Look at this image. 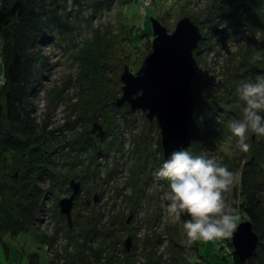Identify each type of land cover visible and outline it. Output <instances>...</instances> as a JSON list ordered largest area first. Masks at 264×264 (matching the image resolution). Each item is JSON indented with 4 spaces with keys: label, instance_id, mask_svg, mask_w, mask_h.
<instances>
[{
    "label": "rangeland",
    "instance_id": "rangeland-1",
    "mask_svg": "<svg viewBox=\"0 0 264 264\" xmlns=\"http://www.w3.org/2000/svg\"><path fill=\"white\" fill-rule=\"evenodd\" d=\"M57 1H45L52 23L41 47L44 75L31 100L34 127L5 150L6 125L0 126V264H177L182 252L189 261L202 254L209 260L204 264H231L217 241L186 246L182 222L188 217H168V182L154 175L164 162L156 119L116 100L124 67L135 75L146 66L151 20L172 32L188 17L202 36L191 79L200 113L189 126L198 140L189 150L239 172L230 201L249 202L252 195L264 206V165L257 175L246 166L264 160V137L249 133L251 150L241 152L230 121L209 116L230 111L239 119L238 85L264 73V0ZM257 53L262 59L254 61ZM211 130L219 138L206 146ZM247 169L262 192L244 186ZM71 182L79 188L68 221L60 201L71 196ZM239 215L237 224L252 221Z\"/></svg>",
    "mask_w": 264,
    "mask_h": 264
},
{
    "label": "trees",
    "instance_id": "trees-1",
    "mask_svg": "<svg viewBox=\"0 0 264 264\" xmlns=\"http://www.w3.org/2000/svg\"><path fill=\"white\" fill-rule=\"evenodd\" d=\"M45 1L47 0H0V62L3 74V83L0 85V126L3 123L6 125L4 128V132L7 134L4 139L5 150L11 144L16 143L18 133L23 134L34 127V117H32L34 108L31 100L35 95L39 77L44 75V72H41L46 58L41 52V47L50 37L52 23ZM51 1L53 4L58 2L57 0ZM220 112L223 111H209L211 114L209 116L212 119V114L215 113L216 117L220 116L227 122L233 119V114L230 111H226V114ZM197 113L200 111H193V118ZM225 133L226 128H223L219 132V137L225 136ZM216 134L212 130L207 132L203 144L206 145L209 138L212 141L213 138L218 139ZM197 140L198 137H196V141L194 137L191 138V144L187 149L189 152ZM252 165H255L257 169H254ZM263 165L264 160L256 159L253 160V163L246 164L247 168L253 170V175L259 174L258 170ZM247 171L244 186L251 187V190H255L254 188L259 186V192H262L263 188L261 189L259 182H252L248 174L250 171L248 169ZM247 200L249 202L241 199L238 211L241 217L252 220V228L259 236L256 252L248 259L249 264H264V206H260L261 199L255 201L252 195ZM242 206L244 209L241 208ZM217 242L221 244L224 259H228L231 264H242L233 252L230 238H224ZM38 246H42V243L39 242ZM179 256L181 259L177 264L209 262L202 257V254L191 261L183 252L179 253ZM201 258L202 260H198Z\"/></svg>",
    "mask_w": 264,
    "mask_h": 264
},
{
    "label": "water",
    "instance_id": "water-1",
    "mask_svg": "<svg viewBox=\"0 0 264 264\" xmlns=\"http://www.w3.org/2000/svg\"><path fill=\"white\" fill-rule=\"evenodd\" d=\"M152 50L147 55L146 66L136 76L125 66L120 76L122 96L116 106L127 102L130 112L141 110L145 117L160 129L163 159L175 149H188L191 144L189 126L192 122L195 98L191 95V79L194 72L193 50L201 40L199 28L188 18L180 19L172 32H167L157 20L152 19ZM101 137L103 131L96 125ZM72 193L60 201L61 212L70 219V208L78 191L77 183H70ZM130 238L124 243L130 248ZM259 236L249 221L238 224L230 237L233 252L244 264L256 252Z\"/></svg>",
    "mask_w": 264,
    "mask_h": 264
},
{
    "label": "clouds",
    "instance_id": "clouds-1",
    "mask_svg": "<svg viewBox=\"0 0 264 264\" xmlns=\"http://www.w3.org/2000/svg\"><path fill=\"white\" fill-rule=\"evenodd\" d=\"M257 53L254 61L261 60ZM240 118L229 122L236 147L244 153L251 150L249 133L264 137V73L241 81L236 89ZM158 181L168 182L164 193L168 217L179 222L191 247L198 240L218 241L230 238L238 228L239 200L228 195L239 181V172L230 171L216 157L207 153L192 154L186 149L173 150L155 172Z\"/></svg>",
    "mask_w": 264,
    "mask_h": 264
},
{
    "label": "bare ground",
    "instance_id": "bare-ground-1",
    "mask_svg": "<svg viewBox=\"0 0 264 264\" xmlns=\"http://www.w3.org/2000/svg\"><path fill=\"white\" fill-rule=\"evenodd\" d=\"M195 51V49L193 50V52ZM193 56H194V54H193ZM193 59H194V57H193ZM135 76H136V74H135Z\"/></svg>",
    "mask_w": 264,
    "mask_h": 264
}]
</instances>
